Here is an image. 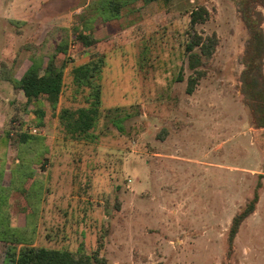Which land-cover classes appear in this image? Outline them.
<instances>
[{"label": "rangeland", "instance_id": "rangeland-1", "mask_svg": "<svg viewBox=\"0 0 264 264\" xmlns=\"http://www.w3.org/2000/svg\"><path fill=\"white\" fill-rule=\"evenodd\" d=\"M235 1L136 0L95 31L89 48L71 39L86 16L82 0H39L34 20L0 22V76L18 80L32 55L45 65L63 41L57 59L68 61L57 110L44 102L41 119L0 78V264L5 242L23 236L36 247L96 254L100 264H264V129L253 127L240 94L248 35ZM196 7L209 17L190 27ZM193 33H215L218 45L187 94ZM101 54L96 138L71 140L59 110L85 103L70 70ZM21 134L30 137L24 144ZM255 191V210L228 252L231 219Z\"/></svg>", "mask_w": 264, "mask_h": 264}, {"label": "trees", "instance_id": "trees-1", "mask_svg": "<svg viewBox=\"0 0 264 264\" xmlns=\"http://www.w3.org/2000/svg\"><path fill=\"white\" fill-rule=\"evenodd\" d=\"M136 0H91L82 9L86 16L80 19L78 25L71 27V39L81 47L93 46V34L105 23L118 20L124 10L130 12L129 6ZM148 4L157 0H141ZM170 3L175 0H161ZM236 10L245 28L248 39L241 59L243 71L240 75V94L247 107L251 124L256 129H264V0H236ZM80 17V16H79ZM209 13L204 7H196L190 12L189 24L194 27L208 20ZM97 23V24H95ZM95 24V25H94ZM218 45L215 33L201 37L196 33L190 36L185 45L186 64L190 74L186 78L185 91L192 94L198 82L205 78L206 67L213 60V53ZM66 41L55 45V50L47 57L43 67L44 55H32L31 65L19 80L4 75L0 78L8 81L13 88L20 90L26 99V106L34 107L36 116L41 119L44 115L41 104L48 102L54 114L57 110L59 97L64 89V69L67 60L58 61L57 55H66ZM104 55H98L84 64L74 66L70 70L71 88L74 93L82 94L85 105L77 109L61 108L58 119L65 135L71 140L89 141L96 137L92 135L100 116V73ZM59 62V63H58ZM183 68L180 69L178 81H183ZM123 118H121L122 120ZM20 143L29 140L27 135H19ZM32 139H34L32 137ZM258 202L255 191L252 198L232 219L227 233L228 252L232 251L233 241L241 224L253 214ZM27 237V236H26ZM26 237L14 238L5 242V264H100L101 259L96 254L85 253L82 249L72 253L65 250H52L33 247Z\"/></svg>", "mask_w": 264, "mask_h": 264}, {"label": "crops", "instance_id": "crops-1", "mask_svg": "<svg viewBox=\"0 0 264 264\" xmlns=\"http://www.w3.org/2000/svg\"><path fill=\"white\" fill-rule=\"evenodd\" d=\"M38 1L39 0H28V1L25 0L21 4L20 3L17 4L18 6L20 5L18 8L19 11H14V10H12V3H14L13 0H7V1L6 0H0V22L6 23L7 20L20 21V22H26V21L34 20L37 17V15L39 14V12L37 11L39 9V6H41L43 4V2L38 4ZM50 2H52V1H50ZM50 2H48V1L44 2L45 3L44 5H47ZM89 2H90V0L89 1L88 0H82V3L78 7L77 10H79V11L82 10L83 8H85L89 4ZM21 6H23V8ZM94 34H95V32H94ZM94 38H95V36H94ZM30 65H28V67L25 69V71L30 67ZM43 67H44V63H43ZM25 71L23 72V74L25 73ZM100 82H101V78H100L99 84H100ZM59 99H60V97H59ZM4 164H6V163L4 162ZM12 173L13 172H11V174ZM3 176L4 175H2V178H3ZM15 227L17 229H19L17 226H15ZM21 229H23V228H21ZM33 235H34V232H33ZM28 240L33 247H36L34 244L33 236L28 238ZM41 248H44V247H41ZM45 249H48V248H45ZM52 250H55V249H52ZM5 263H6V258H5V254H4L3 264H5Z\"/></svg>", "mask_w": 264, "mask_h": 264}, {"label": "built area", "instance_id": "built-area-1", "mask_svg": "<svg viewBox=\"0 0 264 264\" xmlns=\"http://www.w3.org/2000/svg\"><path fill=\"white\" fill-rule=\"evenodd\" d=\"M31 133H32V134H37V130H36V129H32V130H31Z\"/></svg>", "mask_w": 264, "mask_h": 264}]
</instances>
